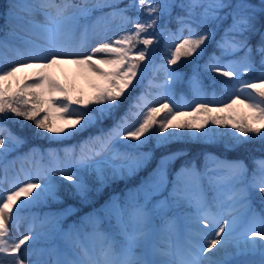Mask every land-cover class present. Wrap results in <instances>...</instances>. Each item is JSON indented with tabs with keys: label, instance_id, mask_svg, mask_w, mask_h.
I'll return each instance as SVG.
<instances>
[{
	"label": "snow or ice",
	"instance_id": "snow-or-ice-1",
	"mask_svg": "<svg viewBox=\"0 0 264 264\" xmlns=\"http://www.w3.org/2000/svg\"><path fill=\"white\" fill-rule=\"evenodd\" d=\"M4 8L9 15L0 27V264H264V158L253 161L250 173L242 159L206 153L202 164L186 161L171 174L170 165L186 153L170 152L138 186L93 201L148 164L152 153L141 149L153 140L161 147L173 140L227 137V148L264 141V0H10ZM162 19L174 20L175 31ZM93 36L99 37L95 46ZM160 40L166 52L157 70L163 69L165 79L150 82L155 98L141 93L116 119L122 97L139 82L142 65L153 62ZM209 45L214 49L205 70L228 78L211 85H220L221 99H204L197 65L188 80L193 98L181 104L173 89L183 78L168 66L203 58ZM65 63L96 78L93 96L74 97L59 84L50 70ZM26 69L32 74L16 79ZM237 104L247 112L237 114ZM184 106L191 111H181ZM53 112L62 125L51 120ZM180 116L191 119L174 122ZM15 117L32 121L41 130L35 136L54 140L108 119L114 123L63 155L31 148L18 159L33 161L34 172L21 167L9 179L4 162L27 143L7 126L18 122ZM210 123L234 131L219 133ZM60 181L92 204L72 223L71 206L31 212L59 201Z\"/></svg>",
	"mask_w": 264,
	"mask_h": 264
},
{
	"label": "rangeland",
	"instance_id": "rangeland-1",
	"mask_svg": "<svg viewBox=\"0 0 264 264\" xmlns=\"http://www.w3.org/2000/svg\"><path fill=\"white\" fill-rule=\"evenodd\" d=\"M124 1L129 2V0H124ZM9 3H10V0H4V5H7ZM96 14L98 15L99 13H96ZM8 15H9V13L6 12V10L4 8L3 14L0 16V27H2L4 25V23L6 22L5 18ZM129 15L135 16V15H137V13H135V12L132 14L129 13ZM38 19H39V17H38ZM159 23L161 25H166L168 27L170 22L162 19ZM127 27L131 28V25H128ZM159 30H160V28L157 29V31H159ZM98 31L101 33V35H103L102 27L100 29H98ZM109 35H112V33H109ZM185 35H186V33H185ZM98 39H99V37H97V36L91 37L90 38L91 45L95 46ZM138 47L142 48L143 45H138ZM154 48H155L156 55H155L153 62L147 63L146 67H143V65H142L143 74H142V76L137 78L139 82L136 83V86L134 88H130V89L126 90V95H125V98L123 99V103L121 104L120 108L116 110V113H115L116 119H118L120 116H122L128 110L129 107H127V106L132 104V102H134L136 100V98L141 95V93H144L146 95L148 93H151L152 95L148 96V98L149 99L155 98V93L157 92V89L154 87H150V82L153 85H155V84L163 83V81L165 79V73H164L163 69L160 68L159 70H157V66L164 63V60L161 58L166 52V50L164 48V41L160 40L159 43L154 46ZM88 50H90V49H88ZM211 52L212 51L207 50L205 55L203 56V58H197L195 61H193L192 57L182 58V60L180 62H182L183 65H185V68L183 70H180V71H176V70L172 69L170 67V65L168 66L170 70L178 72L181 75V77L183 78V81L185 80L184 85H185V88L187 90H179L178 92H176L175 87L173 89V91L175 93V99L178 102H180L181 104H184L185 101L190 103L192 98H193L192 94L189 90L188 80L192 76L193 70L195 68H197V65H198V70L201 73L200 78L202 80L203 85L205 86L204 99H206L208 101L221 99V97L218 96L217 94L213 95L214 92L216 93V87L213 88V87H211V85L213 84L214 81H223L222 76H220L218 73L206 71L204 68V64L207 61L208 55L211 54ZM101 56H102V54H98V56L96 58H101ZM32 72H33L32 69H26L23 72L17 73L16 79L22 80V79H24L25 76L31 75ZM158 72H161L163 74V77L161 80L159 78L158 79L155 78L157 76ZM50 73L55 77V79L59 82V84L62 87L70 89L72 96L82 97L84 99H88L89 97L94 95L95 90L93 88V84L97 82L96 78L91 76L90 74L82 71L80 68H78L77 65H74L71 63L60 64V65H57L54 68H52L50 70ZM257 74L258 73H253L252 75L255 76ZM245 78H248V77H245ZM16 79L11 81V84L13 87L16 86ZM218 85L219 84H217L216 86H218ZM179 86L180 85L176 86V88ZM248 91L251 92L252 90L248 89ZM135 92H136V94H134ZM181 97H184L185 99L182 100ZM54 98H56V97H54ZM219 106H220L219 104H210V107H219ZM73 107H79V105H73ZM91 107H94V105ZM233 110L237 114L247 112V110L244 109L243 105H240V104L234 105ZM181 111L190 112L191 109H190V107L184 106V107H181ZM218 114L226 115L227 113H218ZM50 118L55 124L62 125V121L57 118V116L54 112L50 114ZM188 119H191V117L180 116V117H177L176 121H174V122H181V121H185ZM113 123H114V120L108 119V120H105L101 125L89 127L88 129H85L83 132H81V133H79L73 137H69V138L64 139V140L48 139L47 142H53V143H55V145H50V144L46 145V142H43V144L37 143V144H34L31 147H29V150L31 148H37V149H40L41 151H46L48 149H54V150H60L61 155H63V152H62L63 149L79 145L81 142L88 139L89 136L99 135L101 128H103L106 131L109 127L112 126ZM105 124H106V126H105ZM229 130L231 132L234 131L231 127L229 128ZM169 131H174V129H169ZM47 135L49 136L51 134L47 133ZM180 144L184 145L183 143H180ZM42 145H44L46 147H43ZM148 148H149L148 145H145L142 148L144 150L141 149V151H149ZM242 148L245 150H250L251 157L258 159V158L262 157V155H258V157H257L256 152L264 153V141H260L259 139H254V141L251 144H248V143L244 144L242 146ZM121 150H123V149H121ZM27 152L22 153V155H20L19 153L14 154V155H9L8 160L4 162V164L7 166L9 179H12L13 177H15L16 174L19 172L21 167H23L25 169V171L34 172L35 165H34L33 161L18 159V157H23L24 154ZM158 152L159 151L154 152L155 154L152 153V158L150 159L148 164L145 167L138 170V172L136 174L131 176L130 180L125 179L126 180L125 181L126 187H130V188L136 187L139 185V183L142 180H144L148 177V175L151 173V171L153 169H155L160 158L162 156H164L163 154L160 156L162 150L159 152V155H158ZM197 152H199V155L203 154V151L201 149L198 150ZM207 153L215 155L217 157H220L221 159H225V158L229 159V160L239 159L237 157H232V156H222L221 154L214 152V151L213 152H207ZM153 156H157L158 158L153 159ZM192 160H193V158L185 157L184 159L181 160V162L183 164L186 161H192ZM44 163L45 164L48 163L47 159H45ZM173 172H174L173 167L170 166V173L174 174ZM249 172L251 173V170H249ZM0 175H3V169L2 168H0ZM20 178L23 179V174H21ZM7 186H8L7 184L4 185V187H7ZM120 188H121V190H125V188L122 187V184H121ZM121 190H119V191L115 190V192H120ZM253 203H254V206L259 208V201L256 202V199H254ZM34 207L31 209V212L41 214V215L43 213L49 212V211H58V210H53L54 208H52V207H48L45 209H42L41 206H39V207L37 206L38 209H36ZM66 207H68V206H66ZM81 207H82V205H81ZM91 210H92V207L86 208V209L82 207V209H80V215L82 216L83 214H85L86 212L91 211ZM71 218H72L71 216H69L67 218L68 223L73 222ZM24 227H25V222L22 220L21 221V229H20L21 232L24 231ZM253 259L258 260L259 257L257 256V257H254Z\"/></svg>",
	"mask_w": 264,
	"mask_h": 264
},
{
	"label": "trees",
	"instance_id": "trees-1",
	"mask_svg": "<svg viewBox=\"0 0 264 264\" xmlns=\"http://www.w3.org/2000/svg\"><path fill=\"white\" fill-rule=\"evenodd\" d=\"M253 2L258 3V0H253ZM127 3H128V1H124V4H127ZM3 4H4V0H0V8L3 6ZM130 13L132 14L134 12L132 11ZM168 27L172 30H175L176 29L175 21L172 20L169 23ZM253 43H255V41H253ZM213 49H214V45H209L207 50L213 51ZM170 67L174 70L179 71V70H183L185 68V65H183L182 62H178L176 65H170ZM159 77H162L161 74ZM223 81L227 82L228 78L223 77ZM181 88H183V87H181ZM219 88H220V85L216 86V94L218 96H220ZM124 98H125V96L122 97V103H123ZM9 115H11V114H9ZM41 115H43V113H41ZM213 115H220V114L213 113ZM14 121H18V122L9 121L7 126L10 127L13 132L17 133L18 135L24 136L27 139V143L24 146L20 147L18 149V151H20V152L21 151H28L29 147H31L32 145L37 144V143L43 144V142H46V145H49V144L55 145V143H53V142H47L48 139H46V138L37 137L34 135L35 132H38L41 130L36 129L35 126L33 125L32 121L23 120V118H19V117H15ZM21 123L23 124V127L21 126ZM105 126H106V124H105ZM207 127L214 129L216 132H219V133L231 132L229 130L230 126L229 127H221L219 125H214V124L210 123L209 125H207ZM44 136H48L47 133H44ZM227 140H228L227 137L217 138L214 142L208 141V140L181 139V140L170 141L167 145H164L161 147H156L155 141L153 140L148 144V147H149L148 150L151 153H154L156 151L160 152L162 150L160 156L162 154L165 155V154H168V153L174 152V151H182V152L186 153L185 155L180 156L178 159H176L172 163V165H174L173 168L175 170H177L180 167V165L182 164L181 160L184 159L185 157L193 158V160H195L198 165L202 164V162L204 161V158H203V156L199 155V152H197L200 149L203 151V153L205 152V154L207 152H213L214 151V152L221 154L222 156H232V157H237L239 159H242L247 164L249 170H252L253 169V161L255 160V158L251 157L250 150H245L242 148V146L244 144H247V143L251 144L254 141V139L251 141H248L246 143H243V144H241L235 148H226L225 145L227 143ZM180 143H183L184 145H182ZM42 146L46 147L44 145H42ZM142 150H144V149H142ZM159 152H158V155H159ZM256 154H257L256 155L257 157H258V155H262V157H264V153H262V152L261 153L256 152ZM157 156H153V159L158 158ZM125 181L126 180H120V181H118V182H116L110 186L105 187L102 194H100L99 196H93V201L97 204L100 203L101 200L106 198L110 193L115 192V190L116 191L121 190V188H120L121 184H122V187L125 188L126 187ZM60 183L62 186L58 190L59 191V201L56 203H53L51 205H39V206H42L41 208L52 207V208H54L53 210H58V209H62L63 207H66V206H71L73 209L71 219H73V221H74L80 215L79 208L91 207L92 204L91 203H83L79 197L71 195V190L67 187V184H68L67 181H60ZM92 183H94V181H90V184H92ZM257 201L258 200L256 199V202ZM81 205H82V207H81Z\"/></svg>",
	"mask_w": 264,
	"mask_h": 264
}]
</instances>
